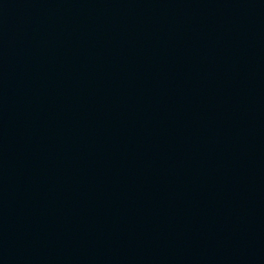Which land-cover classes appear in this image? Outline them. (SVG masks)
<instances>
[{"label": "water", "instance_id": "water-1", "mask_svg": "<svg viewBox=\"0 0 264 264\" xmlns=\"http://www.w3.org/2000/svg\"><path fill=\"white\" fill-rule=\"evenodd\" d=\"M0 264H264V0H0Z\"/></svg>", "mask_w": 264, "mask_h": 264}]
</instances>
